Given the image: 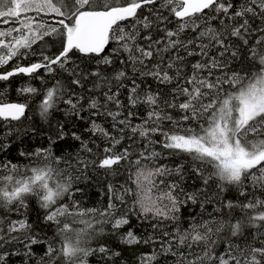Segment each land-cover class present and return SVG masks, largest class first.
I'll return each instance as SVG.
<instances>
[{"label": "snow or ice", "instance_id": "1", "mask_svg": "<svg viewBox=\"0 0 264 264\" xmlns=\"http://www.w3.org/2000/svg\"><path fill=\"white\" fill-rule=\"evenodd\" d=\"M18 75L43 83L18 91L47 146L0 160V264H264V0H0V81ZM30 110L0 103V153Z\"/></svg>", "mask_w": 264, "mask_h": 264}, {"label": "trees", "instance_id": "2", "mask_svg": "<svg viewBox=\"0 0 264 264\" xmlns=\"http://www.w3.org/2000/svg\"><path fill=\"white\" fill-rule=\"evenodd\" d=\"M30 60L23 61V63H29ZM119 66V65H117ZM10 70V69H5ZM46 79H50L49 77H46ZM28 84H31L32 86L43 89V83L39 79H29L26 76H16L10 79V82H4L0 81V103H28L30 106V111L28 112V116L32 117L30 121H25V125L28 127L35 126L37 129V132L35 134L29 132L26 136L23 137L22 142L20 139H17V136H13L11 138L12 140V147L9 148L6 152L0 153V160L5 159H11L14 163H27V161L24 160V158L20 157L19 150L21 148L25 150H34L37 147L40 146H47V139H46V132L48 125L43 123L39 116L35 114L36 105L39 103V97L38 96H30L27 94H21L18 89L21 87H24ZM141 111H143L141 109ZM63 120V112H56L53 114L52 122L55 124L56 121ZM2 123V122H0ZM87 125L80 121H74L70 122L68 124V128L72 131L77 132H83L84 128ZM3 132V129L0 128V133ZM85 139H88V136H84ZM69 145H71V148H69ZM76 147H78V142L72 141L69 137L66 142H62L60 145H58L54 150L56 151V154H62L63 152H67L69 150H74ZM3 175H6L3 171H0V177ZM189 187L193 185V180H189L188 182ZM95 182L93 184H89L87 186L81 184L80 186L84 188V191L82 193H78L76 195V198L81 201V205L85 208L90 207H101L103 204V198L100 195V186H94ZM195 186L199 187V181L195 182ZM232 193H229V198L232 197ZM191 207V206H190ZM199 209L197 208V211ZM212 210V206L208 205V211ZM188 209H185V212H187ZM28 216L30 219V222L33 224H37L40 218L43 216V211L40 209L37 201L35 199H31L29 201V209H28ZM15 218V216L13 217ZM133 224H135V220H133ZM76 227H79V225H76ZM49 237L51 238L53 235V230L48 229ZM98 242H105L109 243L110 246L112 245L111 238L109 237H102L100 241ZM221 246V250H222ZM122 252H123V258L129 260V264L131 259L133 258V253L136 252L135 248H125L124 246H120ZM142 251H148L147 248H141ZM36 251H41V249L37 248ZM9 264H23V258L13 256L9 262ZM91 264H96V260L93 258L91 260Z\"/></svg>", "mask_w": 264, "mask_h": 264}, {"label": "water", "instance_id": "3", "mask_svg": "<svg viewBox=\"0 0 264 264\" xmlns=\"http://www.w3.org/2000/svg\"><path fill=\"white\" fill-rule=\"evenodd\" d=\"M9 103H12V102H9Z\"/></svg>", "mask_w": 264, "mask_h": 264}, {"label": "bare ground", "instance_id": "4", "mask_svg": "<svg viewBox=\"0 0 264 264\" xmlns=\"http://www.w3.org/2000/svg\"><path fill=\"white\" fill-rule=\"evenodd\" d=\"M87 127V126H86Z\"/></svg>", "mask_w": 264, "mask_h": 264}]
</instances>
